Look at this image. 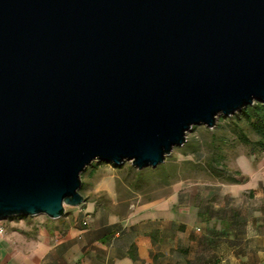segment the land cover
I'll use <instances>...</instances> for the list:
<instances>
[{"label": "water", "instance_id": "obj_1", "mask_svg": "<svg viewBox=\"0 0 264 264\" xmlns=\"http://www.w3.org/2000/svg\"><path fill=\"white\" fill-rule=\"evenodd\" d=\"M264 104V0H0V222L85 203L94 162L156 169Z\"/></svg>", "mask_w": 264, "mask_h": 264}, {"label": "crops", "instance_id": "obj_2", "mask_svg": "<svg viewBox=\"0 0 264 264\" xmlns=\"http://www.w3.org/2000/svg\"><path fill=\"white\" fill-rule=\"evenodd\" d=\"M259 158H238L233 170L238 182L179 188L128 217L94 201L65 210L59 219L39 215L1 221L6 231L0 236V264H264V169ZM195 228L211 229L217 237L209 236L205 246L182 248V232ZM170 238L177 242L166 245ZM165 250L172 251V263L165 262ZM186 252L187 262L181 255Z\"/></svg>", "mask_w": 264, "mask_h": 264}, {"label": "rangeland", "instance_id": "obj_3", "mask_svg": "<svg viewBox=\"0 0 264 264\" xmlns=\"http://www.w3.org/2000/svg\"><path fill=\"white\" fill-rule=\"evenodd\" d=\"M246 131L250 138L255 139L254 134L249 129L246 128ZM214 134L220 139L216 141L215 146L218 148L217 152L219 155L224 158L221 161L229 169L235 170L238 158L249 156V151L238 140L229 118L220 117L214 129H209L205 126H195L188 132L186 144L183 147H176L172 154L166 158L165 163L160 165L164 168L158 171V167L156 169H145L146 171L142 170L145 173H143L141 181H138L139 170L133 167L130 162H125L122 168H115L111 164L94 162L81 175L82 184H84L82 195L89 199L86 206L98 201L111 213L118 214L121 217H128L138 207L170 197L179 188L181 190H189L196 186L205 187L209 185L221 188L220 184L223 182L209 174L208 164L216 149L214 148L215 146L213 147L212 137ZM188 144H194V147L199 151L197 156L192 151L194 147H186ZM258 162L264 169L263 156L259 158ZM221 196L219 190L214 197L219 201ZM65 210L75 209L66 206ZM40 218L45 219V217ZM217 227V230H220L221 225L219 224ZM197 229L182 232L178 242L182 248L187 249L192 243L199 247L205 246L209 244V236L214 239L217 237L216 234H212L209 231L211 229ZM174 242L176 243L177 241L174 238H170L165 244L172 245ZM216 242L219 243L220 239H217ZM158 250H160L159 246L158 248L156 247L155 251L158 252ZM165 253L167 255L165 262L172 263V251ZM181 255L182 259L187 262V257L189 256L187 252ZM187 263L190 264L189 261ZM191 264L201 263L193 260Z\"/></svg>", "mask_w": 264, "mask_h": 264}, {"label": "trees", "instance_id": "obj_4", "mask_svg": "<svg viewBox=\"0 0 264 264\" xmlns=\"http://www.w3.org/2000/svg\"><path fill=\"white\" fill-rule=\"evenodd\" d=\"M231 124H233V130L237 135L238 140L248 148V154L251 156L261 157L264 156V104L255 103L253 106L243 109L240 113L236 114L233 117H229ZM246 128L249 129L255 136V139L250 138L249 134L246 131ZM213 147L217 140H220L215 134L212 137ZM223 139V138H222ZM224 140V139H223ZM222 140V141H223ZM186 147H194V144H188ZM216 148L210 158L209 169L211 176L221 181L226 182H238L235 171L228 168L221 160L224 159L219 155L218 148ZM194 155H198V150L194 147L192 149ZM115 168H122L121 166H114ZM164 168L160 166L157 168V171ZM148 169V168H147ZM146 171V170H145ZM156 171V172H157ZM144 171H138L139 180L143 176ZM84 190V184L80 192ZM89 199L85 198V202H88ZM137 259V258H136Z\"/></svg>", "mask_w": 264, "mask_h": 264}, {"label": "built area", "instance_id": "obj_5", "mask_svg": "<svg viewBox=\"0 0 264 264\" xmlns=\"http://www.w3.org/2000/svg\"><path fill=\"white\" fill-rule=\"evenodd\" d=\"M5 227L0 223V236L5 234Z\"/></svg>", "mask_w": 264, "mask_h": 264}]
</instances>
